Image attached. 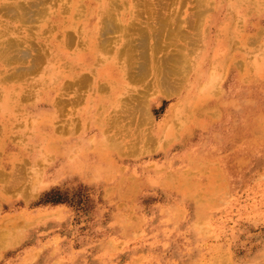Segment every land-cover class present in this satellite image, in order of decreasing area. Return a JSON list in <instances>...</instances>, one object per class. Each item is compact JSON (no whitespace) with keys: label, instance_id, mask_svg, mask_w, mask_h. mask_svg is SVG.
<instances>
[{"label":"rangeland","instance_id":"rangeland-1","mask_svg":"<svg viewBox=\"0 0 264 264\" xmlns=\"http://www.w3.org/2000/svg\"><path fill=\"white\" fill-rule=\"evenodd\" d=\"M9 1L13 0H0V3ZM101 1L43 0L40 3L43 11L27 23L0 13V41L13 39L24 47L38 48H46L45 44L55 41L54 45H58L55 52L62 53L49 59L48 71L34 68L21 80L3 79L7 65L0 56V99L11 102L10 94L4 92L10 85L17 94L15 102L7 107L8 115H0V123H7L12 131L7 138L0 132V139L6 138L0 147V246L4 241H13L0 247V264H211L219 255L234 264H264V49L260 47L264 42L261 37L256 46L246 39L248 43L242 47L248 50L245 67L251 89L243 97L235 98L236 93L229 91L226 100L219 97L229 108H222L223 111L216 108L206 114V123L194 128L191 139L183 146L178 141L177 124L190 117L187 110L195 100L210 92L207 76L200 80L201 93L178 102L179 107L167 121L170 105L179 95L169 97L159 93L158 98L154 97L151 130L147 124L135 125L134 117L139 115L137 106L123 114L124 126L120 127V110L109 99L115 94V101H119L130 88L152 81L150 55L162 49L175 50L177 44L185 43L170 42L177 32L172 34L169 30V17L183 20L181 30L189 31L191 10L187 9L195 1L182 0V4H171L172 0H154L153 4L134 1L135 7L132 4L128 8L135 10L134 17L128 9H123L128 14L122 13L127 25L120 20L121 28L127 31L105 32L104 37L118 38V42L107 41L106 48L98 40L103 28L93 27L101 19L97 13ZM211 1L215 0H208L209 5ZM237 1L241 4L238 8ZM228 2L232 3L234 14L228 16L226 23L232 20L230 28L234 31L233 53L236 54L243 52L238 47L243 26H256L255 9L263 14L264 0H256L257 5L226 0L219 13ZM86 6L94 11L87 13ZM69 7L74 14L69 13ZM112 10L120 16L121 0H115ZM173 10H177L176 15L169 16ZM70 17L76 20L74 27ZM132 21L137 25L133 26ZM85 26L95 30L97 38L93 41L97 56L90 50L93 82L85 91L77 90L71 82L63 95L60 90L55 93L57 89L45 88L47 83L55 87L63 78L73 79L69 77V65L76 61V55L84 52L81 49L86 46ZM214 29L213 26L210 30L215 32ZM125 35L131 38V43ZM62 41L66 45H61ZM105 62L113 65L119 79L122 75L124 88L107 82L105 89L96 90L95 70ZM143 64L148 69L146 80H138L140 75L128 80V75L139 74ZM78 71L86 72L81 68ZM208 72L220 73L216 82H221V87L222 83L227 84L228 77L218 66L208 65ZM56 76L63 78L54 83ZM48 89L60 104L61 97L74 100L73 104L64 109L46 107V100L38 93ZM150 93L148 98L155 95ZM99 95L108 100L106 109L91 104L92 98ZM250 100L256 101L253 110ZM87 104L96 105L98 112H88ZM34 105L47 112L37 116L31 110ZM250 110L262 112L257 121L249 117L253 116ZM160 123L164 124L162 131L156 130ZM243 128L249 130L248 136H238ZM69 135L75 147L70 150L68 165L63 167L59 156L47 144L54 138L61 141ZM70 138L66 144L71 142ZM14 145H23L26 152L17 158L15 167L12 164L13 168L3 169L1 163L3 159L10 162L8 154ZM36 147L38 152L34 155ZM96 151L108 154L111 163L97 158ZM88 160L94 165L92 170L85 169ZM217 169L221 170L220 175H213Z\"/></svg>","mask_w":264,"mask_h":264},{"label":"bare ground","instance_id":"bare-ground-1","mask_svg":"<svg viewBox=\"0 0 264 264\" xmlns=\"http://www.w3.org/2000/svg\"><path fill=\"white\" fill-rule=\"evenodd\" d=\"M42 1L43 0H29V1L24 2L22 0H13L9 2H1L0 3V13H4L6 17L10 19H14V20L17 19L21 21V23L31 22L34 20V16L39 15L40 12L43 11L42 7H40V3ZM134 1L135 3L137 2L138 4L142 2V0H121L122 10L123 9L127 10L130 5L134 4ZM146 1L150 2V4H153L154 0H146ZM181 1L182 0L180 1L172 0L171 4L174 2L181 3ZM194 1L195 3L193 4V6L187 9V10L189 9L191 10V12L189 11L190 13H189V19H188V27H190L189 31L183 30V29L181 30V26H183L182 24L183 20L177 19V18L172 19L173 17L172 18L169 17V16L176 15L175 13L177 12V10H173L169 16L167 15V18L169 17L168 19L169 30H172V34L175 33V30L177 32V34L175 33V35L172 38L169 37L170 42L174 43L177 40L178 41L182 40V42L185 41V43L183 42L179 45L177 44L175 50L170 49L171 50L170 51L169 49H162V50L160 49L161 51H158V53L155 51L156 54L155 52H153L150 55L151 69H152V73L154 76L152 81L150 80V82H144L141 84L142 86L136 89L130 88L127 91L126 96L122 99L120 97L119 101H115V94H114L113 99L108 98L109 102H112L113 104L116 105L117 111L120 110V127L124 126L123 122L125 118L123 114L128 110L130 111L132 107L134 110L135 106H137L136 111L137 110L139 111V115L138 117L136 115H135L136 117H134V120H136L135 125L138 127H141L142 125L147 124V125H150V127H148L147 129L151 130L152 126L154 125L153 124L154 122L153 113L154 112L152 109V106L154 105V103L152 102L153 101L152 99H154V97L158 98L159 97L158 95H160L159 93H163L169 97L174 96L175 94H178L179 99L175 103L170 105V108L165 116L166 117L165 119L167 121L173 115L175 108L177 106L179 107L178 102H181L185 98L187 99L190 95L196 94V92L198 94L201 93L200 91L203 85H200V80L201 78H204L207 76L206 83H209L211 86L210 92L207 91L205 97L201 96L197 100H195L193 102V105H190V107L187 110V111H190V117L184 118L182 121H180L179 124H177V129L179 130V133L177 135L179 139L178 141L180 145L184 146V144H186V142L189 139H191V136L194 133L193 132L194 128L203 126L206 123L205 121L207 117L206 114L209 115L210 114L209 112H211L212 110H215L216 108H220L221 111H223V109L225 110L226 108H229V106L226 104V101H223V102L221 101V100H226V95L230 96V93H228V91L236 93L234 97L237 98L238 96L243 97L245 94V91H248L249 89H251L250 87L251 79L248 76L247 70L245 67L248 64V57H246L248 50H247V47L244 49L242 47H244L243 45H245V43L247 45L248 41L246 42V39L254 42L255 46L257 43L259 44L258 37L259 38L261 37L262 41L264 42V21H263L264 13L259 14L260 10L255 9L256 15H257L255 18L256 26H250V24H247V25L245 24L243 26V29H242L243 33L241 34V37H240L241 40L239 41V46H238L240 50L243 52L235 54L233 53V47L235 43L234 31L233 29L230 28V25L232 24V20L230 21L228 25L226 23L228 16H230L231 14H234L233 12L234 7L232 3L228 2V4H226V8H224V11L222 13L221 12L219 13V9L221 10L223 6H225L226 0H215L214 2L211 1L210 5L208 4V0H194ZM241 1L244 4L246 2L247 4L257 5L256 0H245V1L241 0ZM114 2L115 0H102L100 2L101 8L100 10H98L97 13H98V16L101 17V19H97L98 22L96 21L93 26L94 28L96 26L102 27L104 30V33L98 36V40L102 48H106L105 44H107V41L108 43L110 41L111 43L112 41L118 42V38L117 37L113 38L112 37L113 35L111 36V38L104 37L105 32L107 31L116 32L115 29L122 30L123 32L127 31L121 28L120 20L123 24L127 25L126 23L127 18L126 16H122V13L124 15H128V14L127 12L123 10V12L120 13V16L115 15L112 10ZM184 3H185V0H184ZM235 6L237 8L240 7L241 6L240 1H237L235 3ZM86 7L88 10L87 13L91 14L92 11H94L91 8L89 9L88 6ZM134 7H135V4H134ZM161 7L162 9L164 8L163 5ZM128 11L134 17L133 12L135 10L128 9ZM69 13L74 14L75 12L72 13V10L70 8ZM155 13H157V11ZM73 17H70L69 19H72ZM159 21L161 23L162 19ZM163 21L166 22L167 20L166 21L163 20ZM184 21L186 22L187 20H184ZM89 22L91 23V19H89ZM74 23H76V20L73 18L71 27H74ZM132 25L136 26L137 22L132 21ZM213 26L215 27L214 29L215 32H213V30H210L213 28ZM208 27H209V31H208ZM61 28H63V25H61ZM90 28L91 27L87 29V26H85L84 30L87 32L84 33L83 31V33L87 35L86 37L87 40L84 39L86 41V46H84V48L81 49V50H84V52L81 51L82 53L80 55H76L75 56L76 61L72 62V64L69 65V72H70L69 77L73 79L70 78L71 79L70 81H65L63 77L57 78L56 76L54 79V83L58 82L60 78L61 79L63 78L61 83H58V85H56L55 87H50L47 83L45 88L57 89L55 93H57L58 90H60L61 95L66 93L68 86H71V82L77 90L82 91L84 89L86 90L88 89L90 84L93 82L91 75H92L93 66H94L92 62V55L90 54V50L93 51L94 56H97V52L93 45L94 44L93 41L97 38L94 35L95 30H91ZM191 29H193L194 32H191ZM129 30H131V28ZM154 31L155 30H153V32ZM124 37L126 38L128 42L131 43V38L129 36L125 35ZM71 41L72 40H70V42ZM17 42L13 39L7 42L0 41V56L5 59V63L7 65V67L3 70L4 73H2L3 79L5 80H21L23 77L27 76L28 74L32 72L30 70L34 68L36 69L38 67L40 68L43 67L45 71H48L50 68L49 59H51L52 57L56 58L58 54H62V53L55 52L56 51L55 49H57L58 47V45H54L55 41L52 44H45L47 45L46 48L45 47L38 48V46L37 47H34V46L24 47L21 45L22 43L20 44L19 41ZM3 44H5V46L1 47ZM60 44L66 45V41H62V43L60 42ZM136 44H134V47H137L135 46ZM198 44L199 46H197ZM260 47L262 50L264 49V45H260ZM164 48H166V46ZM36 50H37V53H36ZM139 53H136V54L139 55ZM141 58L142 57H140V59ZM249 61L250 63H252L251 60ZM208 65H210L211 68H213V65L218 66L219 70L224 71L225 78L226 76L228 77L227 84L222 83V87H221V82L219 83L216 82L218 79L217 77H219L220 73L218 72L209 73ZM80 68L86 72L79 73L78 70ZM87 69H90L91 73L88 72ZM147 71H148L147 66L143 64V66L140 67L139 74L134 73L133 76L128 75L127 78L128 80H130L129 78L136 79L140 75V78L138 80H146L144 76L147 75ZM95 73L98 77L96 86H95L97 87L96 90L99 88L105 89V87H107L108 85L107 82H111L115 84V86L120 85L122 86V88L125 87V83L121 85V81L123 79L122 75L120 74V79H119V75L117 74L115 68L113 67L112 64H109L108 62H105L100 67H98L95 70ZM103 78L106 80H104ZM166 78L171 79V80H168ZM137 82H142V81H137ZM41 83H46V81H43ZM240 86H243V88H240ZM154 87H156L153 90L154 92L150 93V89ZM158 87H161L163 89L159 90ZM5 89L6 90H4V92H7L10 94L11 102L7 101L6 99H0V107H2L0 108V115L3 114V116L8 115L7 107L11 105L13 102H15V98H17L16 92L12 91V90H15L16 88L10 85V86H7ZM19 89L22 90L21 87ZM254 90L255 88H253L252 90L253 96H255ZM51 91L52 90H49V89L45 90V92H42V90H40V92L38 93V95L42 97V99L46 100L45 102V104H47L46 107L55 106V107H60L61 109H64L66 106L73 104L74 100L73 101L65 100L63 97H61V104H60V100L58 99L59 101H57V98L55 97L54 94H52ZM149 93L150 95H153V94L155 95H153L151 98H148ZM82 94L83 93H81V95ZM193 96H196V95H193ZM215 96L216 98H213ZM219 97L221 98V100L219 99ZM194 99H196V97ZM107 101L108 100L106 99L104 95L103 96L99 95V96L92 98L91 104L97 103L100 105V107L106 109L109 106ZM232 101L234 102V99ZM254 101L255 100H250V106H252L251 107L252 110L256 107V101L255 102ZM86 107L88 108V112L90 113L93 110H96V112H98L96 105H92L91 107H89L87 104ZM183 107L184 105L181 108ZM31 110L37 113V116H40L43 113L47 112L45 111L46 110L45 108H40L37 105H34L33 109ZM140 113L142 117H140ZM251 113L253 114V116H249V117L254 122L257 121L259 119V116L262 114V112L259 113L257 111L255 112L252 111ZM128 117H129V113H128ZM115 118L117 119V117ZM116 119L114 121H116ZM95 124L99 125L98 122ZM6 125L7 123L5 124V122L0 123V132H1V136H4L7 138L8 136H11L12 131H11V127L6 126ZM163 128H164V124L160 123L158 125V128H156V130L160 129L162 131ZM140 131L141 129L139 130V132ZM249 134H250L249 130L245 131V129L243 128V130L241 129L239 131L238 136L239 135L248 136ZM70 136L72 135H69L67 138L62 139L61 141L57 140V138H54L53 141H49L47 144L48 149L53 150V153L55 156H59L63 167L68 165L67 163H68L70 150L75 147L73 140H71ZM139 137H140V133H139ZM6 138H4L3 140L0 139V147L3 145L4 140ZM69 138L72 143L68 142L66 144L65 142L68 141ZM80 141L81 142L83 141V143H86L85 139H82ZM6 144L8 143H5V145ZM12 148L14 149L8 154L9 155L8 160L10 162H7V160L3 159L4 163L3 162L1 163L2 164L1 166L3 167V169H6L7 167L8 168L12 167V164H13V167H15L14 164L17 158L21 156L22 152L24 151L26 152L25 147L23 145H14ZM37 148L38 147H36L35 152H33L34 155L36 154V152H38L36 150ZM149 149H152V148H149ZM133 152L136 154H139V151L138 152L133 151ZM96 154H97L96 156L97 158L104 159L107 162H110V159H109L110 156L108 154L104 152H100V151L99 152L96 151ZM93 166L94 165H92V161L88 160V163L85 166V169L92 170L94 168ZM219 172H221V170L217 169L213 173V175H220ZM12 242H13L12 240L4 241L3 243H1L2 245L0 247L10 245L12 244ZM219 256L220 257L213 258L211 260V264H234L232 261L226 260L224 256H221V255ZM254 264H257V263H254Z\"/></svg>","mask_w":264,"mask_h":264}]
</instances>
